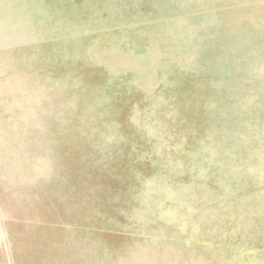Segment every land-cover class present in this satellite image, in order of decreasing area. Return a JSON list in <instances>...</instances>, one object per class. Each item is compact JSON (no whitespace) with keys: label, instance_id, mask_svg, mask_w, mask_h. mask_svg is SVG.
<instances>
[{"label":"rangeland","instance_id":"obj_1","mask_svg":"<svg viewBox=\"0 0 264 264\" xmlns=\"http://www.w3.org/2000/svg\"><path fill=\"white\" fill-rule=\"evenodd\" d=\"M0 264H264V0H0Z\"/></svg>","mask_w":264,"mask_h":264}]
</instances>
